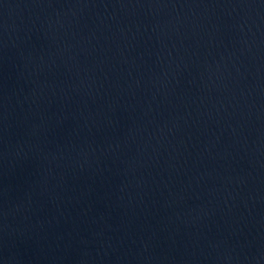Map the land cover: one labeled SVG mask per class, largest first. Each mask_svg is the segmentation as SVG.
<instances>
[{"label":"water","instance_id":"1","mask_svg":"<svg viewBox=\"0 0 264 264\" xmlns=\"http://www.w3.org/2000/svg\"><path fill=\"white\" fill-rule=\"evenodd\" d=\"M0 264H264V0H0Z\"/></svg>","mask_w":264,"mask_h":264}]
</instances>
